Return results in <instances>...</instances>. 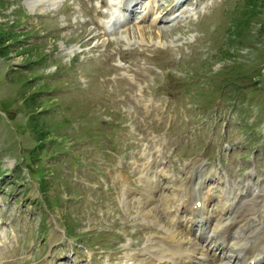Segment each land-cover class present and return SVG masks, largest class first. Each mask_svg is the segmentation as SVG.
I'll use <instances>...</instances> for the list:
<instances>
[{
  "label": "rangeland",
  "instance_id": "374dc122",
  "mask_svg": "<svg viewBox=\"0 0 264 264\" xmlns=\"http://www.w3.org/2000/svg\"><path fill=\"white\" fill-rule=\"evenodd\" d=\"M117 1L0 0V264H133L182 182L264 264V0Z\"/></svg>",
  "mask_w": 264,
  "mask_h": 264
},
{
  "label": "bare ground",
  "instance_id": "6f19581e",
  "mask_svg": "<svg viewBox=\"0 0 264 264\" xmlns=\"http://www.w3.org/2000/svg\"><path fill=\"white\" fill-rule=\"evenodd\" d=\"M41 1H45V3L44 4L40 3ZM136 1H134V0H123V1L120 0V1H117L116 4L115 3L114 4L121 11H125V12L128 11V12L132 13V11H133L132 8L134 7V4ZM30 2L31 1L29 0V3ZM37 3H39V4H37ZM175 3L178 4V1H176ZM30 4H31V7H33V6L35 7L37 5L40 6L43 4L42 7H44V8L45 7L47 8V6L54 8V6H57V0H32V2ZM177 16L178 15H171V16H169V20L170 19L171 20L176 19ZM186 16H189V14H187ZM111 20H112V17L110 19L109 18L106 19L104 23L109 24ZM169 20H166V21H169ZM144 166L146 168H149L148 164H146ZM125 182H127V181L125 180ZM201 183L203 184L204 182L202 181ZM155 184L156 183L153 182L150 178H146L147 188H144V190L148 191V194H146L144 191H143L144 194L143 193H141V194L145 195L146 197H151L150 192L155 187ZM127 185H128V182H127ZM185 186H187V183L182 182L180 187H174L172 189V194H173L174 199H175L174 200V206H173L174 211L170 212V215H169L168 219L166 220L167 222H164L165 220L162 222L161 218L158 216V212H155V210H154L155 206L153 205V206H150L148 208L147 207L148 203H147V206L145 207V209L147 210L146 213L148 215H150L149 217H151L152 221L157 223V225L158 224L161 225L160 223H163V226L165 227L166 230L163 234H160V235L155 234L154 236L148 238V240L146 241V244L144 245L145 246L144 247L145 253H143L141 255L138 253H133L130 255V257L133 259V264H186V263L187 264H202L201 263L202 261H206V262H208V264H227L226 260H228L229 255L226 254V251H227L226 245L228 244L227 243L225 245L226 236L229 234L233 235V233L235 235H237L239 232V230L237 229L238 227L235 226L231 222L232 220H235L234 217H232L233 215L231 216L232 218H230L227 215V217L224 218L223 220L218 219V220H216V222L214 221L215 222L214 224H212V223L210 224L209 223L210 220H208V216L206 215V211H205L206 205L210 200V197L208 196V195H211L210 192L201 191L202 187H200V185H199L197 188L198 189L197 193L200 195V198H201L200 199L201 200V203H200L201 206H198L197 203L196 204L193 203V205H192V202L189 201V197L186 198V201L181 200V203H180L179 202L180 198L183 195H185L184 193L187 192ZM127 188L132 189V187L130 185H128ZM128 189H126V190H128ZM189 190H191V188ZM123 192H125V191L123 190ZM185 196H187V195H185ZM255 197H257V198L255 199L253 196L254 201L251 202L252 205H249L248 210H258L257 206H259L260 208L264 207V184H263L262 190L257 192ZM149 200H151V199H149ZM241 201H240V203H242ZM149 204H150V202H149ZM220 205H221V209L219 212H221L222 210L228 212L232 208V207L230 208V206L232 205V202H230V201H224V202L222 201ZM198 207H200V208H198ZM260 208H259V210H260ZM197 210H200L201 212L203 211L201 213V215L196 214ZM230 211H232V210H230ZM181 212H182V217H181ZM225 216H226V213H225ZM238 217H240V216H238ZM238 217H236V218H238ZM220 218H222V217H220ZM241 218L242 217H240V219ZM243 219H244V217H243ZM239 221L240 220H238V221L236 220L235 224ZM228 222H230V224H227ZM226 224L228 225V231L223 232L222 227ZM238 236H240V235H238ZM244 236H246V235H244ZM232 237H234V235ZM246 238L247 237H245L243 239H246ZM219 240H221V242H219ZM262 241H263L262 245H264V235H263L262 240L259 242L262 243ZM257 243H255V244H257ZM229 245L233 251H236V252L239 251L240 252L239 248L241 247V243H240L239 239L234 241V242H231V243L229 242ZM263 247H261V248H263ZM218 248H220L219 253L217 250ZM253 248H254V246H252V250H253ZM259 250H258V254H259ZM263 250H264V248L260 250V254H261V251H263ZM239 252L236 253L237 256L240 254ZM253 252H255V254H256L257 250L253 251ZM253 259H254V257H253ZM262 259H264V258H262ZM247 261H248V259H247ZM255 263L256 262L254 259L251 263L245 262L244 264H255Z\"/></svg>",
  "mask_w": 264,
  "mask_h": 264
},
{
  "label": "trees",
  "instance_id": "16d2710c",
  "mask_svg": "<svg viewBox=\"0 0 264 264\" xmlns=\"http://www.w3.org/2000/svg\"><path fill=\"white\" fill-rule=\"evenodd\" d=\"M1 33V32H0ZM0 41H2V39L0 38ZM4 43H2V44H0V46H5V45H3Z\"/></svg>",
  "mask_w": 264,
  "mask_h": 264
}]
</instances>
